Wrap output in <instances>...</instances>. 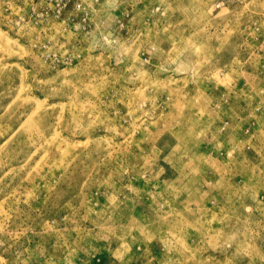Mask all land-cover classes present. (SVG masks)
Instances as JSON below:
<instances>
[{
  "label": "rangeland",
  "instance_id": "374dc122",
  "mask_svg": "<svg viewBox=\"0 0 264 264\" xmlns=\"http://www.w3.org/2000/svg\"><path fill=\"white\" fill-rule=\"evenodd\" d=\"M0 264H264V0H0Z\"/></svg>",
  "mask_w": 264,
  "mask_h": 264
}]
</instances>
